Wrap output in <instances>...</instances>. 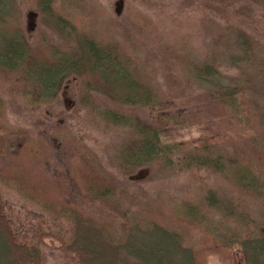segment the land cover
<instances>
[{"label": "trees", "instance_id": "obj_1", "mask_svg": "<svg viewBox=\"0 0 264 264\" xmlns=\"http://www.w3.org/2000/svg\"><path fill=\"white\" fill-rule=\"evenodd\" d=\"M15 1L0 0V68L21 70L35 83L29 103H50L70 76L96 75L120 104L165 106L156 88L133 77L113 43L79 35L76 23L56 11V0H38L36 6L62 33L63 47L48 53L44 48H32L22 26L12 20L18 12ZM211 1L220 6L219 13L226 21L233 15L223 13L222 7L231 9L235 17L250 16L251 6H239V0ZM194 70L205 81L219 75L214 60L196 65ZM254 77L264 91V66ZM87 80L82 86L81 105L99 109L109 122L128 126L135 134V142L112 159L118 172L132 176L144 166L158 163L184 170L209 168L221 173L249 199L264 203V135L251 133L242 138L232 156L205 139L181 149L179 144L166 143L156 125L101 106L90 95L92 83ZM213 90L223 108L240 112L238 89L222 85ZM4 108L0 99V185L38 205L47 217L30 224L32 236L19 233L8 217L0 188V264H43L41 245L47 238L59 244L66 257L63 264H206L207 255L224 254L226 250L233 261L223 257L225 264H264V220L256 221L246 205L225 202L214 188H208L199 200L175 203L167 211L162 201L119 187L116 174L93 154L81 151L83 148L78 149L68 178L40 172L38 165L47 155L46 148L40 146L36 151L26 141L14 146L10 139L21 141L24 131L4 122ZM175 154H181L179 162ZM75 187L84 196L82 203L71 197ZM93 201L114 218L104 221L89 213L83 204ZM46 218L52 222L48 224Z\"/></svg>", "mask_w": 264, "mask_h": 264}, {"label": "rangeland", "instance_id": "obj_2", "mask_svg": "<svg viewBox=\"0 0 264 264\" xmlns=\"http://www.w3.org/2000/svg\"><path fill=\"white\" fill-rule=\"evenodd\" d=\"M37 2L16 0L18 12L12 20L22 26L32 48H44L48 53L63 47V35L37 10ZM258 2L239 0V6H251L249 18L235 17L231 9L222 7L223 13L233 15L226 21L219 13L220 6L211 0H56V11L76 23L79 35L113 43L133 77L156 88L165 106L120 104L96 75L70 76L53 101L37 106L28 101L35 94V83L21 70L0 68V99L5 104L2 118L9 126L24 131L21 141L10 140L16 147L26 141L36 151L40 146L46 148L47 155L38 165L40 172L68 178L78 149L83 148L81 151L93 154L116 174L119 187L158 199L166 210L175 203L197 201L208 188H214L223 201L246 205L256 221H263L264 203L249 199L213 169L196 166L184 170L158 163L144 166L132 176L121 174L113 168L112 159L135 142V134L128 126L109 122L99 109L80 103L82 86L90 79V95L101 106L156 125L162 129L166 143L185 149L205 139L232 156L242 138L251 133L264 135V91L254 77L264 66V0ZM66 48L71 46L67 44ZM211 60L219 75L206 81L199 79L194 67ZM222 85L238 89L240 112L223 108L214 95L213 89ZM31 159L36 163L35 156ZM180 159L181 154H175V160ZM0 188L10 221L19 233L32 236L30 224L44 221L45 213L15 190ZM71 197L80 203L84 198L77 187ZM89 204H83L89 213L104 221L114 218L94 201ZM46 219L48 224L52 222ZM41 247L43 264L66 261L57 242L47 238ZM229 253L207 255L206 264H225L223 257L233 261Z\"/></svg>", "mask_w": 264, "mask_h": 264}]
</instances>
